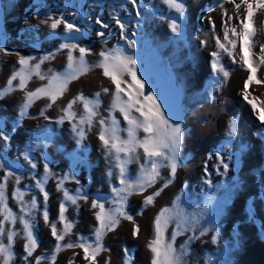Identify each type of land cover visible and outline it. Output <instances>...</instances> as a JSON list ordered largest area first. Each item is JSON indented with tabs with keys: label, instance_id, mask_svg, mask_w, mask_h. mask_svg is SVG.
<instances>
[{
	"label": "rangeland",
	"instance_id": "rangeland-1",
	"mask_svg": "<svg viewBox=\"0 0 264 264\" xmlns=\"http://www.w3.org/2000/svg\"><path fill=\"white\" fill-rule=\"evenodd\" d=\"M182 2L185 13L181 19L161 0H136L135 7L127 0H0V47L8 53H0V89L20 69V57L32 58L29 66L39 64V73L45 77L41 80L33 74L24 91L16 90L0 97V130L9 137L6 146L0 140V163L4 164L0 178L6 171L13 173L6 187L8 206L17 217L23 215L21 205L12 195L17 190L24 193L25 203L30 205L33 197L37 201L35 209L29 207L30 215L25 217L32 224L38 241L32 257L24 258L25 240L19 219L14 225H6L18 233L13 245V264H35L36 257H42L41 264H51L56 240L50 225L56 223L58 230L64 227L59 222L63 193L57 191V184L65 175L69 179L63 181V188L70 194H76L79 189V195L85 198L78 199L76 204L63 201L64 215L72 228L61 241L62 248L56 253L54 264H89L81 248L63 245L75 244L82 238L94 246V229L99 226L95 213L99 209L92 208V201L97 199L105 203V208L113 207L112 189L120 187L119 169L112 168L110 158H106L98 139L100 126L97 123L101 118L106 121L109 118L115 85L104 76L102 68L95 67L102 59L101 52L117 47L135 61L134 68L144 84V94L150 92L165 117L171 116L180 125L182 141L175 176H170L169 168L162 167L160 177L151 187L127 197L124 211L132 219L120 217L115 229L105 230L101 240L105 251L97 256L96 264H124L126 250L130 264H151L148 242L153 239L155 218L161 209H173L174 202V217L178 213L181 217L199 218L194 230H177V221L173 219L164 231L166 241L171 239L173 231H178L173 247L177 251L182 247L186 249L184 264H264V124L257 118L258 111L244 99L248 72L239 61V43L234 57L220 52L218 58L228 77L225 79L222 73L215 74L212 70V53L220 51L216 39L224 42L227 20L224 12L232 17L229 26L239 25L240 20L231 3L221 8L220 0ZM240 11L242 18L243 8ZM49 16L74 24L80 32L65 33L63 24L53 30ZM113 17L125 25L126 38H121ZM97 18L108 27L101 29L96 25ZM170 20L179 25L178 32L172 31ZM253 24L255 55L252 59L258 69L256 78L262 82H253L247 92L250 100L256 98L258 107H264V64L258 58L264 46V10L257 11ZM98 32L104 35H97ZM230 39L236 38L230 35ZM129 40L135 42V47L128 46ZM65 44L77 45L72 52L77 60L78 49L87 50L84 60L90 70L71 80L51 107L47 106L50 103L47 97H40L21 116L25 92L46 86L53 74L61 75L66 71L68 49L62 48ZM44 57L48 58L42 60ZM122 79L131 83L127 75ZM18 84L19 78L13 81V86ZM104 88L109 89L108 93ZM96 93L100 94L99 115L90 130L87 125L83 126L85 135L78 145V136L72 130L75 121L65 119L62 124L57 121L63 116L62 109L75 97L82 94L95 100ZM121 96L127 100L123 93ZM73 111L79 119L83 105L77 102ZM133 115L139 114L133 112ZM112 116L119 121L120 128L127 127L118 110L113 111ZM233 119L237 132L230 137L228 126ZM120 135L126 137L124 132ZM137 135L142 138L144 134L141 131ZM137 153L140 162L133 159L126 165L127 176L133 180L139 175L144 159L142 149H137ZM29 161L36 167L32 168ZM45 164L49 168L47 175ZM110 169L114 173L111 177L107 175ZM38 180L45 181L47 201L36 186ZM168 181L171 182L164 187ZM160 189L163 190L152 204L145 205V197ZM45 211L49 218L47 223ZM134 227L139 229L135 236ZM202 228L209 230L201 235Z\"/></svg>",
	"mask_w": 264,
	"mask_h": 264
},
{
	"label": "snow or ice",
	"instance_id": "snow-or-ice-1",
	"mask_svg": "<svg viewBox=\"0 0 264 264\" xmlns=\"http://www.w3.org/2000/svg\"><path fill=\"white\" fill-rule=\"evenodd\" d=\"M161 2L168 8L169 11H174L182 19L185 13V5L182 0H161ZM127 3L136 6V0H127ZM225 3H231L237 13V19L240 20L239 25L229 26L228 22L232 20L231 16L224 12L227 17L225 21V28L223 30V41L220 38L216 39L217 48L220 50L218 52L212 53L214 57V62L212 64V70L215 74L222 73L226 79L229 75L227 71L224 70L222 66L219 65V55L220 52L226 53L229 56L234 57V50L237 48V43H239V61L242 67L248 72L247 79L244 81V99L252 105L254 111H258V119L261 124H264V107H258L255 102L256 98L249 99V93L247 89L253 82L259 84L262 81L256 78V73L258 71L257 67L254 65L252 57L255 55L252 51L253 46V36L255 35V28L253 24V17L256 15L257 11L264 10V0H240L236 3V0H220V7L223 8ZM241 8H243V15L241 18ZM137 16L140 15L139 12L136 13ZM116 21L117 26L120 28L121 38L125 37V25L116 17H113ZM51 21L50 27L55 30L59 25L63 24L65 33L80 32V29L74 24L65 22L63 19H52L51 16L48 17ZM47 22V21H46ZM95 24L101 29L107 28L108 24L102 21L100 18L95 20ZM169 26L172 31L178 32L179 25L175 20L169 21ZM97 35L103 36V32H98ZM135 35V33H133ZM235 37L236 39H230ZM226 42V43H225ZM227 45H231L229 48ZM129 47H135V42L129 40ZM62 48L68 49L67 55V69L61 75L53 74L48 79V84L44 87H39L35 91H27L24 96V103L21 105L20 115H25L28 107L40 97H47L50 103L47 105L51 107L52 104L56 102L59 95L67 89L68 83L78 78L80 75L85 74L89 71V66L84 60L87 50L85 48H79V58L78 60L73 57L72 52L77 48V45H62ZM0 53L7 55L8 53L3 47H0ZM101 61L95 65V67L102 68L104 76L108 77L112 84L115 85V91L112 93V102L109 108V118L106 121L101 118L97 121L100 126V131L98 134V139L101 141L102 146L105 149L106 158H110V163L112 168L119 169L117 174V179L119 180L120 187H113V207L105 208V203L98 202L97 199L92 201V208L99 209L95 213V219L99 226L94 229V246L93 243H89L87 240L80 239L79 242L67 243L63 245L65 248H81L84 253V259L89 261V264H96L97 256L105 251L101 244V240L105 234V230L112 231L119 224V218L123 217L126 220H131L132 217L129 216L124 211V203L128 196L132 195L134 192H143L146 188L151 187L160 177V168L167 167L170 169V176L174 177L178 167L177 156L179 153L180 144L182 141V132L180 125L175 123L171 116L165 117L164 112L161 111L156 98L149 92L147 95L144 94V84L140 79L137 78V74L134 68L135 61L124 55L123 49L117 47L112 48L108 52H101ZM44 57L43 59H47ZM261 64H264V46L260 48V56L258 57ZM32 58L20 57L18 63L20 69L15 71L11 77L8 79L7 84L3 89H0V97L16 90L24 91L27 85V81L31 78L33 74L38 75L41 80L45 79L43 75L39 73V64L34 66H29V60ZM42 62V61H41ZM236 62V59H233ZM124 75L130 78L131 83H127L122 79ZM19 78V84L13 86V81ZM121 85H125L122 87ZM103 91L108 93L109 89L104 88ZM127 97L124 100L121 96ZM99 93H96L95 100H90L87 97L78 95L74 100L70 101L66 107L62 109L63 116L57 121V123H63L65 119L70 122L75 121L73 124V132L78 136L77 144L84 138L85 130L84 125H87L90 130L93 125V121L99 115L97 108L99 106ZM77 102L83 105V114L77 119V113L73 111V105ZM118 110L123 117L124 122H126V128H120L119 121L112 116V112ZM133 112L139 115H133ZM229 136H235L237 132L236 120L233 119L229 123ZM143 132V137H138V132ZM126 133V137L122 138L120 133ZM0 140L4 141V146L7 145L9 137L7 134L0 130ZM137 149L143 150V162H141L139 175L133 180L129 179L127 176L126 165L132 160L140 162V156L137 153ZM123 154V155H121ZM28 159V156H25ZM31 163V161H29ZM31 167L35 168L36 164L31 163ZM227 170V165L224 166ZM4 168V164L0 163V169ZM44 173L47 175L49 173L48 165L44 166ZM113 171L110 169L107 173L109 177L113 176ZM13 173L6 171L4 176L0 178V264H13L15 253L13 250L14 239L18 233L11 227H6V225H14L19 219V223L23 228V239L25 240L23 250L25 255V260L28 257H32L33 253L36 251L38 241L34 235V229L32 224L25 217L30 215L28 211L29 207L35 209L37 201L33 197L30 205L24 202V193L17 190L13 192V198L21 205L20 211L23 215L17 217L12 209L8 206L6 197V187L7 181ZM74 178V177H73ZM69 179L68 175H65L57 184V191L63 193V201H68L72 204H76L78 199H84L79 195L80 190H76V194H70L68 190L63 188V181ZM20 177H16V183L19 184ZM168 181L164 184L167 187ZM44 180H38L36 186L44 194V200L47 201L48 194L43 188ZM160 189L154 192L152 195H148L144 199L145 205L152 204L154 198L160 195ZM61 202L59 207V222L64 225L62 230H58L56 223H51V234L56 240L55 248L52 256L50 257L51 264H54L56 259V253L62 248L61 241H64L65 236L71 232L72 225L66 221L64 215L66 211L65 203ZM107 202V201H106ZM175 202L173 204V209L163 208L156 216L154 221V233L153 239L148 242V248L152 253L151 264H184V256L186 255V249L181 248L177 251L173 247V241L178 231H173L171 239L165 240L164 231L167 228L168 223L176 219L177 230H186L187 228H192L193 230L199 223V218L193 216L191 218L181 217L178 213L174 217L172 215L175 209ZM45 222H49L47 211L44 212ZM209 229H201V235H204ZM139 229L134 227L133 235H137ZM6 238V242H5ZM217 236L214 234L212 236V241L215 243ZM124 264H130V257L127 250L124 254ZM42 257H36L35 264H41ZM107 264V262H106Z\"/></svg>",
	"mask_w": 264,
	"mask_h": 264
},
{
	"label": "bare ground",
	"instance_id": "bare-ground-1",
	"mask_svg": "<svg viewBox=\"0 0 264 264\" xmlns=\"http://www.w3.org/2000/svg\"><path fill=\"white\" fill-rule=\"evenodd\" d=\"M236 73V72H235ZM240 73V72H239Z\"/></svg>",
	"mask_w": 264,
	"mask_h": 264
}]
</instances>
